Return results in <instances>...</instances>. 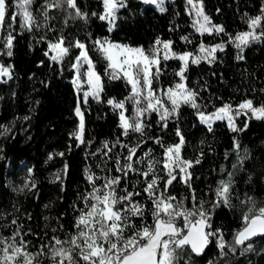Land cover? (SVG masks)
Here are the masks:
<instances>
[{"label":"trees","instance_id":"trees-1","mask_svg":"<svg viewBox=\"0 0 264 264\" xmlns=\"http://www.w3.org/2000/svg\"><path fill=\"white\" fill-rule=\"evenodd\" d=\"M194 1L223 32L198 33L186 0H167L163 11L142 0H124L112 30L100 18L102 0H74L75 7L67 0H31L30 24L23 21L15 0H5L0 64L10 75L0 81V242H22L42 264H54L59 249L73 251L83 204L94 203V188L101 190L110 180L118 181L112 185L116 196L133 193L130 201L143 206V215L131 218L138 230L155 223L153 203L144 190L153 175L147 165L152 159L163 194L178 199L184 209L203 210L218 238L208 236L201 254L189 245L174 249L172 264H264V234L249 243H235L245 215L264 208V118L240 115L231 130L224 120L206 126L198 117V111L209 114L225 104L252 101L255 107L264 106V0ZM258 16V39L238 48L232 37L248 30L249 20ZM104 40L141 46L154 56L157 41H169L174 52L191 57L201 44L223 43L224 48L212 59L187 62L183 78L198 107L181 103L175 114L161 119L157 110L145 111L147 102L134 96L117 69L109 68L97 43ZM59 41L68 51L53 60L48 46ZM78 43L101 79L99 98L88 99L82 107L85 131L79 139L74 135L75 109L82 98L72 80ZM180 68L179 59L160 57L152 67L151 89L157 93L181 82ZM139 79L141 85V73ZM110 100L123 102L128 122L141 123V131L129 128L125 134L119 110ZM181 137L180 155L191 162L189 176L182 180L178 173L168 184L161 163L166 149ZM62 166L63 179L54 180L53 172ZM26 171L31 185L19 190V177ZM221 181L228 184L227 201L217 195ZM127 204L121 201L115 209Z\"/></svg>","mask_w":264,"mask_h":264},{"label":"snow or ice","instance_id":"snow-or-ice-1","mask_svg":"<svg viewBox=\"0 0 264 264\" xmlns=\"http://www.w3.org/2000/svg\"><path fill=\"white\" fill-rule=\"evenodd\" d=\"M69 6L75 7L74 0H67ZM145 3H157V0H144ZM163 0H160L162 4ZM189 4L193 5L196 9L197 20L194 21V27L198 32H207L211 34L213 31L216 33L223 32V28L220 26L210 25L209 18L204 15L202 4L197 8L193 4V0H188ZM31 0H21L20 7L25 9L27 4H30ZM105 15H102L101 19L115 18L116 8L123 6V0H104ZM159 6V5H158ZM161 11L164 9L161 7ZM6 11L5 0H0V22L4 20ZM26 19H31L30 14L24 11ZM262 17L258 16L252 18L248 22L249 29L254 30L260 25ZM250 39H258L254 34V31H247L237 34L235 41H238L237 47L241 45H246L249 43ZM12 43L11 36L8 37V46L10 47ZM101 44V42H97ZM159 44L160 41H157ZM107 44V47H104ZM81 49L80 56L77 60H83L88 64V71L84 75L88 77V83L92 85L94 89L99 88L100 77L93 70L92 61L89 59L87 51L84 50L83 44H77ZM57 55L52 57L53 60H57L67 53L68 49L62 47V42L50 46ZM223 45H216L211 49H206L201 45V51L206 52L207 56H213V53L217 49H222ZM163 48L165 50H170V42H164ZM116 50V51H114ZM101 51L106 55L109 60V68L124 72V75L128 78L129 83L132 84L134 96H138L141 93L138 90V84L140 83L139 74L143 73V86L148 89V99L147 109L159 110L157 107L160 105L159 98L155 97L151 91V68L153 65H158L159 60L155 58L152 54H146L143 49L140 48H129L127 46L114 45L107 41L101 44ZM156 51H159L157 49ZM191 53H184L178 58L184 62V67L180 69L178 75L183 79V73L187 65L188 59ZM169 56L167 51L165 53L164 59H168ZM193 63H198V59H193ZM157 71L159 69L157 68ZM9 73L8 68L0 66V75H7ZM95 94V93H94ZM166 95L169 96L171 103L173 105V111L178 107L180 102L192 103L193 107H198L194 103L195 94L186 90L183 84H178L176 90L170 89ZM88 93H85V97ZM155 100V103H152ZM113 103V101H109ZM116 107L123 108V102L116 104ZM240 110H250L256 118H264V106L259 108L253 106L252 101H245L239 105ZM165 115L161 119H165L167 115V109L164 110ZM232 108L230 105L225 104L222 108L218 109L216 113L210 116H205L200 113L201 120L208 122L210 120H223L225 118L229 121V126L233 127L232 116L230 113ZM77 114L80 115L79 107L77 108ZM141 114V110L137 109L136 116ZM240 112H236L239 115ZM122 126L125 128V134L127 130L132 128L134 131H141L142 124L138 121L130 124L128 120L121 113ZM81 132L83 130V121L81 120L80 126ZM77 138H80V133H77ZM179 135V132L177 133ZM183 143V137H181V142L173 145L166 149L165 155L167 157L164 167L168 169V176L170 177L167 181L171 184L172 180L176 177L173 175V166L179 167L181 172H184L187 167L191 166L190 161H182L180 158V148ZM135 152V149L131 150ZM131 159V157H129ZM199 163V161H196ZM183 165V166H182ZM131 167V165H128ZM149 171H151V165L149 166ZM147 175V173H145ZM91 179V177H89ZM117 180L108 181L103 187L106 191L102 194H97L100 192L99 189L93 190L90 196L95 201L91 204V207L82 212L81 217L78 219V226H82V230L79 232V236L84 239L85 248L82 249V258L84 261L90 262V264H172L174 249L181 248L185 245H191L194 252H201L204 246L208 242V236L212 233H206L204 227L206 226L207 217L200 213V219L194 222L189 219V217L195 215L193 212H188L187 210L181 211V206L174 205L171 203L174 200L173 197H167L161 194L159 197L153 199V204L155 205V210L153 211V216L155 218L154 227L144 226L141 229L134 232L127 239H122L125 227H128V217L127 215H122L121 211L115 209V205L121 201H129L133 196V193H128L127 196L117 197L115 190L112 185L116 184ZM157 180L152 179L151 183L145 188V192L149 194L150 197L153 196V189L155 188ZM34 186V185H33ZM228 184L221 181V187L217 189V195L223 197L227 201ZM127 211L131 212L133 215H143V209L140 205L133 204L131 208ZM250 211H252L250 209ZM183 216L185 221V228L188 229L187 235H182L181 230L175 226L176 217ZM245 226L237 232L235 236V243L237 245L243 244L246 240H249L252 236L257 234H264V208H260L258 212L249 216L244 217ZM98 226V227H97ZM115 237L116 241H122L123 246L121 247L119 243L113 241ZM76 237H73L72 243L76 244ZM146 241V243H144ZM57 244L61 241L57 240ZM107 245V246H105ZM219 246L224 247L223 238L219 241ZM250 247V245H249ZM160 249L161 251H157ZM10 250V251H9ZM3 255L0 256V264H9V261L14 259L15 255H19L23 251V243L17 247L15 243L9 244L7 247L0 249ZM59 254L66 256L70 261L72 260L71 255L64 249L58 250ZM25 256V264H32L34 258H29L27 253H23ZM74 264V262H73Z\"/></svg>","mask_w":264,"mask_h":264},{"label":"rangeland","instance_id":"rangeland-1","mask_svg":"<svg viewBox=\"0 0 264 264\" xmlns=\"http://www.w3.org/2000/svg\"><path fill=\"white\" fill-rule=\"evenodd\" d=\"M102 1H103V4H104V0H102ZM142 1H143V3H144L145 5L152 4V5H154L158 10H160L161 7L163 8L164 3H165L167 0H163L162 4L160 3V0H157V3H145L144 0H142ZM186 2H187V8H188V11H189L190 14L192 15V20H193V25H194V21L198 19L197 15H196V9L193 8V5H192V4H189L188 0H186ZM15 3H16V5H17V9H18V11H19V12L22 14V16H23V21H24L26 24H30L31 21H32V17H31L30 10L28 9V6L26 5V6H25V9H26V11L30 14V17H31L30 20H29V19H26L25 15H24V11H25V9H22V8L19 6L20 3H21V0H15ZM123 3H124V0H123ZM193 4H195V5L197 6V8L201 5L200 2H195L194 0H193ZM158 5H159V6H158ZM118 8H119V6H118V7L116 8V10H115V14H114V15H115V18H114V19H112V18L104 19V20L107 22V24H108V29H109V30H112V29L115 27V22H116V11H117ZM203 13H204V11H203ZM105 14H106V13H105V6H104V11H103V14H102V15H105ZM204 15H205V13H204ZM209 20H210V19H209ZM2 23H3V22H0V29H1ZM212 25L219 26V25H217V24H213V23L210 21V25H209V27H211ZM194 28L196 29V27H194ZM196 31H197V30H196ZM247 31H254V34H255L256 36H258V35L255 33V29H254V30H252V29H248V30L243 31V32H247ZM197 32H198V31H197ZM198 33H200V34H204V33H207V32H204V33L198 32ZM212 33H216V32L213 31ZM239 33H242V32H239ZM239 33H237V34H239ZM207 34H209V33H207ZM237 34L234 35V36L232 37V39H233V41H234V43H235L236 45H237V43H239L238 41H235V37L237 36ZM251 40H252V39H250V41H251ZM105 41H107V42H109V43H111V44H114V45L127 46V47H129V48H133V49H136V48H140V49H142L141 46H132V45H128V44L121 43V42H113V41H110V40H104V41H101V44H102L103 42H105ZM250 41H249V42H250ZM164 42H169V41H161V42L158 44V49H159V51H157V54L155 55V58H156V59L159 60L160 57L164 58L166 51H167V54H168L169 58H176V59H179L178 57H179L180 55L184 54V53H176V52H174V51L171 49V46H170V50H165V49L163 48V43H164ZM57 43H60V41H59V42H56V43H51V44L48 46V55H49L50 57H53L54 55H57V52L54 51V50L50 47L51 45H54V44H57ZM79 44H80V43H79ZM101 44H99V45H100V48H101ZM201 45H203L206 49H211V48L215 47L216 45H223L222 49L224 48V44H223V43L214 44V45H208V44H201ZM201 45H200V47H199V53H198L197 55L193 56V57L190 56L189 59H192V60H193V59H198V61H200V60H202V59H212V58L214 57V53H215V52L213 53V56H211V57L207 56V53H206V52H202V51H201ZM243 46H245V45H241V47H243ZM62 47H63V45H62ZM104 47H107V44H104ZM241 47H240V48H241ZM63 48H64V47H63ZM84 50H85V48H84ZM217 50H221V49H217ZM114 51H116V50H114ZM80 52H81V49H80ZM103 54H104V53H103ZM79 56H80V54H79ZM79 56H78V57H79ZM104 56L106 57L105 54H104ZM88 57H89V56H88ZM58 59H59V58H58ZM58 59H57V60H58ZM89 59H90V58H89ZM106 59H107V57H106ZM189 59H188V60H189ZM90 60H91V59H90ZM107 60H108V59H107ZM179 60H180V59H179ZM108 61H109V60H108ZM180 62H181V68L184 67V62L181 61V60H180ZM0 66H2V65L0 64ZM92 66H93V70L96 72V70L94 69V64H93V62H92ZM153 66H154V65H153ZM153 66H152V67H153ZM186 66H187V65H186ZM2 67H4V66H2ZM4 68H7V67H4ZM181 68H180V69H181ZM185 69H186V67H185ZM73 70H74V76H73V79H72V80H73V82L75 83V85L78 87V90H79V92H80V94H81L82 101H81V105H79V106L82 108V107L87 103V100H88V99H90V98L98 99V98H99V96H100V92H101V79H100V82H99V88H98V89H94V88L92 87V85H90V84L88 83V77H87L86 75H84V74L87 73V71H88V64H87V62H85V61H83V60H80V61L76 60V62H75L74 65H73ZM117 70H118V71H119V72H120V73H121V74H122V75L128 80V78L124 75V72H123V71H120L119 69H117ZM150 71H152V68H151ZM179 72H180V71H179ZM96 74H97V72H96ZM9 75H10V72H9L7 75H0V81L3 80V79L8 78ZM97 75H98V74H97ZM98 76H99V75H98ZM141 76L143 77V73H142V72H141ZM99 77H100V76H99ZM150 78H151V75H150ZM128 81H129V80H128ZM142 81H143V80H142ZM130 84H131V83H130ZM178 84H183V86H184V88H185L186 90L192 92L191 90H189V89L186 88V86H185V82H184V78L181 79V82L175 84L173 87L167 88V89H165V90H163V91H159V92L156 93V92H154V91L151 89L153 95H154L155 97L159 98V100H160V105L157 106V107L159 108L158 112H160L161 115L163 116V115H165L164 110L167 109V115H166L165 118H167L170 114H175V112H176L177 107H176V109L173 111V105H172V103H171V100L169 99V96L166 95V93H168L170 89H172V90H176V86H177ZM131 86H132V84H131ZM132 90H133V89H132ZM138 90H139V92H140L141 94L138 95L137 97L143 98V99L147 102V104H148V99H146V97L148 96V89L145 88V87L143 86V82H142L141 85L138 84ZM85 93H88V96H87V97H85ZM94 93H95V94H94ZM192 93H193V92H192ZM193 99H194V103L196 104V102H195V96H194ZM244 102H245V101H244ZM244 102H242V103H244ZM119 103H120V102H113L112 104L116 107V104H119ZM152 103H155V100H152ZM181 103H183V102H180L179 105H180ZM242 103H240L239 105H241ZM187 104H189V105L192 106V103H187ZM179 105H178V106H179ZM227 105H228V104H227ZM239 105H238V106H231V108H232V112L230 113V115L232 116V124L234 125V128H235V129L237 128V125H236V119H237L240 115L256 117V116H254V115L252 114V112H251L250 110H247V109H245V110H240V109H239ZM223 106H224V105H223ZM223 106L216 108L215 111H213L212 113H209V114H208V113L201 112V111H198V117H199L200 122L203 123V124H205L206 126H211V125L213 124V122L216 121V120L214 119V120H210V121H208V122H205V121L201 120L199 114H200V113H203L205 116H210L211 114L216 113V111H217L218 109L222 108ZM254 107H255V106H254ZM116 108L119 110L120 124H121V126H122L121 113H123L124 117L127 119V117H126V115H125V110H124V107H123V108H118V107H116ZM257 108H259V107H257ZM238 111L240 112V114H239V115H236V112H238ZM127 120H128V119H127ZM223 120L226 121L227 125L229 126V121H228V119L225 118V119H223ZM122 127H123V126H122ZM123 128H124V127H123ZM229 128H230L231 130H233V127H230V126H229ZM77 133H78V126H77L76 130L74 131V135H75L76 137H77V135H76ZM180 142H181V141H180ZM180 142H178V143H180ZM178 143H176V144H178ZM176 144H173V145H176ZM173 145H171V146H173ZM171 146H170V147H171ZM168 148H169V147H168ZM180 158H181L182 161H189V160H184V159H182L181 155H180ZM166 159H167V157H166V155L164 154L163 161H162L161 164H162V167H163V172H164L165 174H168V171H169V170H168V169H165V167H164V163H165ZM140 161H141V159H139V162H140ZM141 162H142V161H141ZM147 165H148V166L151 165V171L153 172V175H152L151 179L148 180V182H147L145 188L148 186L149 183H151L152 179L155 178V179L157 180L156 186H155V188L153 189V196L150 197L149 194H148L147 192H145V193L147 194V197H148V198L152 201V203H153V199H155L156 197H159L161 194H163V192H162V190H161V186H160V184H159V176H158V173H159V172H157L156 165H155V161L152 160V159H150L149 161H147ZM182 166H183V165H182ZM189 168H190V167H187L186 170H185L184 172H181L179 167H175V166H173V168H172L171 170H172L174 176H176V175L179 173L181 179L184 180L185 177H188V176H189ZM65 171H66V167H65V166H62V167L56 169V170L53 172V174H52V178H53L54 180H62V179H63V176H64V174H65ZM29 174H30V171H26V175H20L19 180H18V181H20V183H19L20 186L18 187L19 190H22L25 186H30V185H31V180H30V178L28 177ZM112 188H113V187H112ZM145 188H144V190H145ZM113 189H114V188H113ZM103 191H106V189L102 188V189L100 190V192H98L97 194H98V195H99V194H102ZM115 194H116V193H115ZM163 195L166 196L165 194H163ZM117 197H118V196H117ZM167 197H173V196H167ZM173 198H174V197H173ZM171 203H173L174 205H179V206H181V208H180L181 211H183V210H187L188 212H193V213H195V215L189 217V219H190L191 221H193V222H194L195 220L201 218V217H200V213H203V214H204L203 210H201V209H194V208H193V209H184V208L182 207L181 203L179 202V200L176 199V198H174V200H172ZM91 204H92V203H91ZM91 204L84 203V204H83V207L81 208V211L79 212V214H78V216H77V218H76V231H75V234H76L75 237L77 238V240H76V244H73V251H72V252L66 251V252H68V253L71 255L72 260L70 261L66 256H62V255H60V254L58 253V259H57V261H56L54 264H73V262H74V264H77L78 261L81 262L80 264H90V262L84 261L83 258H82V249L85 248V243H84V239L81 238V237L79 236V232L82 230V226H78V219L81 217L82 212H84L86 209H88V208L91 207ZM133 204L140 205V206L142 207V209H143V206H142L140 203H138V202H134V201H131V203L125 205L124 207H118V208L116 209V210L121 211L122 215H127V217H128V227H125L124 232H123V237H122V239H127L129 236H131L134 232H136V231L138 230V229L133 225V222H132V220H131L132 216H135V215H133L131 212L127 211L129 208H131V206H132ZM154 210H155V205L153 204V206H152V216H153V211H154ZM204 215H205V214H204ZM138 216H139V215H138ZM153 221L155 222V218H154V216H153ZM184 225H185L184 217H183V216L176 217L175 226L181 230V234H182V235H185V233H186L187 230H188L187 228H185ZM144 226H151V227H154V223L149 224V225H144ZM144 226H143V227H144ZM97 227H98V226H97ZM141 228H142V227H141ZM204 231H205L206 233H212V235H209V236H211L213 239H215V240L218 239V238H217V235L214 233V231H212V230L209 229V226L207 225V223H206V226L204 227ZM112 239H113L114 242L119 243L121 247L123 246L122 241H116V240H115V237H113ZM144 243H146V241H144ZM9 244H11V243H9V239L4 238V239L0 242V249H3V248H5V247H7ZM15 244L17 245V247L20 246L19 243H15ZM105 246H107V245H105ZM9 251H10V250H9ZM159 251H161V250L159 249ZM23 253H27L29 258H34L33 261H32V264H42L41 261H40L39 259L35 258L34 255H32V253H31L30 250H29V246H28V245H23V251H22V253L19 254V255H15V256H14V259H13L12 261H9V264H25V256H24ZM2 255H3V252L0 251V256H2ZM77 258H78L79 260H78ZM51 264H53V263H51Z\"/></svg>","mask_w":264,"mask_h":264},{"label":"water","instance_id":"water-1","mask_svg":"<svg viewBox=\"0 0 264 264\" xmlns=\"http://www.w3.org/2000/svg\"><path fill=\"white\" fill-rule=\"evenodd\" d=\"M78 107H79V110H80V115L77 114V108H78ZM78 107L75 109V116H76V119L78 120V133H80V138H82L83 135H84V131H85V118H84V113H83L82 108H81L80 106H78ZM81 120L83 121V130H82V132H81V129H80V126H81ZM187 232H188V230H187ZM187 232L185 233V235H187ZM260 235H262V234H257V235H255V236H252L249 240H246L244 243L252 242L253 240H255V239H256L258 236H260ZM207 244H208V242H207ZM207 244L204 246L203 250H202L201 252H199V253L194 252V251L192 250V247H191L190 244H189V246H190L191 250H192L194 253H196V254H201V253L205 250V247L207 246ZM157 251L159 252V249H158Z\"/></svg>","mask_w":264,"mask_h":264}]
</instances>
